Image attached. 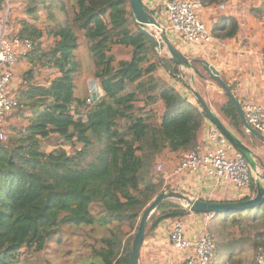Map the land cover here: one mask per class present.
Segmentation results:
<instances>
[{"label":"trees","instance_id":"1","mask_svg":"<svg viewBox=\"0 0 264 264\" xmlns=\"http://www.w3.org/2000/svg\"><path fill=\"white\" fill-rule=\"evenodd\" d=\"M20 7L26 18L15 35L31 45L22 55L29 66L15 90L16 121L0 141V264H29L28 254L44 253L66 227L85 226L93 239L84 238L88 264H131L129 249L145 207L163 189L191 194L170 179L164 184L156 170L160 161L169 167L192 149L209 125L187 87L190 73L181 76L173 60L156 53L135 26L130 0H22ZM41 13L45 23L38 22ZM252 14L264 22V0ZM211 16L216 40L238 34L233 13ZM77 32L87 41L93 66L83 97L75 93ZM45 38L53 42L46 45ZM193 57L197 91L244 144L258 150L254 156L264 170L262 140L245 131L233 100L200 63L206 57ZM45 69L51 76L41 73ZM210 82L222 91L210 95ZM255 191L252 177L247 193L208 200L235 202ZM191 213L179 201L163 200L147 222L143 244L163 221ZM230 217L226 222L239 232L228 241L230 264H236L238 254L264 247V202Z\"/></svg>","mask_w":264,"mask_h":264},{"label":"built area","instance_id":"2","mask_svg":"<svg viewBox=\"0 0 264 264\" xmlns=\"http://www.w3.org/2000/svg\"><path fill=\"white\" fill-rule=\"evenodd\" d=\"M4 1L8 3L7 0ZM225 8L224 3L205 6L202 0H168L165 3L164 20L157 19L159 29L174 47L176 43L183 42L191 47L195 55H206L215 42L206 24V17ZM30 45L27 39L10 35L4 28L0 30V141L8 136L4 125L7 116L20 105L16 93L11 89L13 67ZM258 73L264 79V64ZM239 92V89H234L236 96ZM238 100L249 125L264 134V99L242 102ZM208 123L205 140L198 142L177 160L173 171L165 176L164 184L171 176L189 172L207 180L209 192L205 200L211 199L216 188L222 185L232 186L236 191L248 192L254 176L250 166L229 140L213 124ZM156 169L161 170L162 164L158 163ZM201 215L207 217L200 228L193 231L188 229L185 219L175 218L169 222L168 243L178 255H184L177 264H213L215 241L212 234L204 229L211 215ZM252 264H264V247L257 249Z\"/></svg>","mask_w":264,"mask_h":264},{"label":"rangeland","instance_id":"3","mask_svg":"<svg viewBox=\"0 0 264 264\" xmlns=\"http://www.w3.org/2000/svg\"><path fill=\"white\" fill-rule=\"evenodd\" d=\"M6 3L4 0L0 2V30L2 28L7 30L10 35H15L18 28L20 27V19H25L26 16L22 13L20 2L22 0H7ZM222 3V2H221ZM226 5V10H222L224 12L228 11H236L238 15V19L240 21V44L250 45L252 51H256L258 54H254V52H249L247 55L253 58H258L260 61L264 59V22L261 21L258 17L252 14L257 10L258 7H262V0H227L223 2ZM160 4L156 7L160 10ZM260 14V13H259ZM45 13L40 14V18L38 22L45 23ZM214 16H208L206 24L209 29H211V25L213 22ZM28 20L33 21L28 18ZM77 37L79 41V45L75 51V58L79 62V70L75 76V84H76V95L79 97L87 96L88 92V82L92 79L93 76V66L90 61L89 51L87 47V41L83 38L81 32H77ZM215 39V38H214ZM45 44H51L53 42L52 38H45ZM232 41V40H231ZM231 41H219L215 39V42L211 49L222 48L223 44L230 43ZM238 41V40H237ZM176 48L180 50L182 53L193 56L195 52L192 51L191 47L188 44L183 42L176 43ZM208 57L212 58L213 55L216 54L215 50L208 49ZM29 63L20 56L13 67V77L11 80V89L15 92L17 87L21 82V74L28 68ZM160 74L164 73L163 70L159 69ZM44 75L51 76L50 70H43L41 72ZM239 96V95H238ZM241 102L244 101L241 97H239ZM13 111L7 116L5 120V130L9 133V123L15 122L16 120L12 117ZM21 119V118H20ZM262 153V152H259ZM182 156V155H181ZM179 159V158H178ZM166 164V161H160L162 164V169L160 172L165 177L169 173L173 171L174 165L177 162ZM157 170V169H156ZM189 172H186L184 176H171L170 180L173 179L175 181L185 180L186 185L195 179L194 175H188ZM238 193H247V191H237ZM228 199V198H227ZM249 210V211H253ZM194 213L189 214L190 216ZM210 215V214H209ZM233 213H219L216 217H210L208 221H206L204 229L209 231L214 237L216 249L215 256L213 260V264H230L232 262L230 258V246L228 241H230L233 236L232 233H236L238 236L239 232L233 226H230L231 221L226 222L228 217L232 216ZM187 218V217H186ZM231 219V217L229 218ZM67 232L59 235V239L53 238L50 242H48V246L44 253L36 254L34 252H30L29 257H33L29 264H88L89 251L87 249L88 244H85L84 238H91L87 236L89 231V227H66ZM133 231L130 233L132 234ZM93 241V239H90ZM163 257L162 261L159 264H177L180 260L178 253H176L170 244H165L163 247ZM255 255L253 252L246 250L245 254L240 253L236 256L238 262L236 264H252L253 258ZM47 261V263H45ZM19 264V263H16ZM23 264V263H20ZM28 264V263H26Z\"/></svg>","mask_w":264,"mask_h":264},{"label":"water","instance_id":"4","mask_svg":"<svg viewBox=\"0 0 264 264\" xmlns=\"http://www.w3.org/2000/svg\"><path fill=\"white\" fill-rule=\"evenodd\" d=\"M130 13L135 26L139 32L145 36L156 53L158 55L165 54L169 59L173 60L179 67L181 76H184L186 72L190 73V78L186 82L190 93L198 102L201 110L205 113L209 122L213 124L244 157L254 174L253 180L256 187V191L251 198L235 202L202 200L181 190H161L143 210L129 249V259L131 264H140V253L147 222L163 200L173 199L179 201L192 213L210 214L212 217H216L219 213H235L239 211L252 210L259 207L264 202V170L259 167V164L254 156L258 150H253L244 144V142H242V140L219 119L214 110L208 105L206 99L197 91L195 87V76L198 73L192 65L195 58L182 53L170 43L164 32L160 31V24L157 18L146 9L141 0H130ZM200 63L209 73L210 77L215 80L222 87V90H225L233 100L245 131L258 136L262 140L264 146V134L259 133L256 129L249 125L242 112L240 101L235 93L228 88L222 79L219 70L213 64H210L206 59H201ZM209 84L213 85L212 82Z\"/></svg>","mask_w":264,"mask_h":264},{"label":"crops","instance_id":"5","mask_svg":"<svg viewBox=\"0 0 264 264\" xmlns=\"http://www.w3.org/2000/svg\"><path fill=\"white\" fill-rule=\"evenodd\" d=\"M141 1L146 7L154 10V14L152 15H154L158 20H164L165 3L168 0ZM159 4L160 10L156 8ZM228 12L236 15L238 19L236 11ZM207 18L208 17H206V21ZM238 22L240 25L239 19ZM239 42L240 34L238 32V34L232 39V41L230 43L223 44L222 48H210V50H215L216 52V54L213 55L212 58H207L208 54L204 56L210 64H213L219 70L221 77H223L225 81H227L229 84H233L234 89H239L240 92L238 95L244 101H262L264 99V79L259 76L258 71L263 66L264 59L263 61H260L258 58L252 59V57L247 54L249 52H254V54L258 53H256V51H252V47L250 45L240 44ZM207 91L210 95H214L215 92L220 93L222 90L219 89L216 84L213 83V85H211L208 83ZM204 135L205 131L201 135L199 142L205 140ZM184 175L185 174H182L183 178L186 177ZM188 175L194 174L188 173ZM194 176L195 179H193V181H191L187 185L185 183V180H180L179 178L177 181L173 179H171L170 181L177 187L187 192H191V195L208 198L209 189L206 185L207 180L198 175ZM239 196L240 193H238L234 187L222 185L216 188L215 192L213 193L212 199H233ZM206 217L207 215L195 213L191 216L189 215L187 218H185L188 224V229H190V231H193L196 228H200L202 221H204V218ZM169 222L170 220L163 221L160 226L144 242L141 249V259L143 264H159L162 261L161 259L163 257V247L168 243L167 233ZM183 256V254L179 255L180 258H183Z\"/></svg>","mask_w":264,"mask_h":264},{"label":"flooded vegetation","instance_id":"6","mask_svg":"<svg viewBox=\"0 0 264 264\" xmlns=\"http://www.w3.org/2000/svg\"><path fill=\"white\" fill-rule=\"evenodd\" d=\"M255 183V182H254ZM243 195V193H241Z\"/></svg>","mask_w":264,"mask_h":264}]
</instances>
